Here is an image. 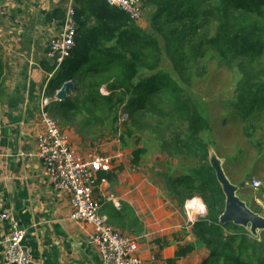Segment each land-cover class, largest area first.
<instances>
[{
  "label": "trees",
  "instance_id": "obj_1",
  "mask_svg": "<svg viewBox=\"0 0 264 264\" xmlns=\"http://www.w3.org/2000/svg\"><path fill=\"white\" fill-rule=\"evenodd\" d=\"M142 2L143 10H152V33L106 0H74L77 31L71 54L59 67L43 64L53 73L46 90L53 100L48 110L63 130L78 123L82 132L91 134L90 127H113L125 114L124 135L136 137L135 167L148 151L140 147L141 132L147 129L161 143L162 152L190 156L195 165L184 174H164V190L179 207L194 197L203 209L206 205V215L193 225V233L209 250L201 264H264V240H251L242 226L220 223L226 197L209 160L205 133L210 122L203 106L195 104L172 73L161 68L166 54L179 81L190 86L193 79L206 75L209 56H216L238 74L235 96L226 106L228 115L243 124L245 135L253 136L254 119L264 116V0ZM92 18L95 23L90 25ZM3 76L0 54V95ZM70 81L75 92L66 101L56 100V93ZM121 142L123 148L130 146L123 137ZM107 174L99 173V181ZM112 207L106 210L109 220L129 227L123 220L126 210ZM191 251L192 247L182 248L169 263Z\"/></svg>",
  "mask_w": 264,
  "mask_h": 264
},
{
  "label": "crops",
  "instance_id": "obj_2",
  "mask_svg": "<svg viewBox=\"0 0 264 264\" xmlns=\"http://www.w3.org/2000/svg\"><path fill=\"white\" fill-rule=\"evenodd\" d=\"M70 3L0 0V54L4 63L0 95V264H4V240L11 231L10 222L1 219L5 212L27 230L24 247L33 264H102L101 255L90 242L93 225L70 218L69 197L54 190L36 156L37 138L43 129L40 102L53 74L45 66L56 64L50 42L63 30ZM94 23L92 18L89 24ZM138 24L145 29V23ZM66 127L70 143H75L78 135ZM115 166L101 178L105 181L94 195L108 220L105 206L126 210L123 220L129 227L109 223L138 239L143 264H170L186 247L192 251L174 264H201L209 250L193 233L194 223L185 207H179L154 182L130 174L126 164L121 169ZM192 203L198 205L196 200Z\"/></svg>",
  "mask_w": 264,
  "mask_h": 264
},
{
  "label": "rangeland",
  "instance_id": "obj_3",
  "mask_svg": "<svg viewBox=\"0 0 264 264\" xmlns=\"http://www.w3.org/2000/svg\"><path fill=\"white\" fill-rule=\"evenodd\" d=\"M151 13V7L145 8L143 10V20L140 22L146 24L145 30L147 33H152L150 27ZM161 68L172 73L175 80L186 88L189 98L195 104L203 106V114L210 122V129L205 133L208 139V147L211 151L210 155L214 154L221 160V165L232 183L247 182L246 186L239 189L237 194L250 209L264 216V116H256L254 129L252 130L255 134L248 137L244 134L243 124L234 122L228 115L226 106L227 102L235 96L238 80L236 71L222 63L216 56L212 57L210 55L206 62V75L196 77L189 86L179 81L173 70L172 62L166 54L164 55ZM74 92H70V96ZM102 92L108 94L105 88L102 89ZM126 117L125 114L121 113L119 122L115 123L113 127L108 125L103 127L100 124H97L96 128L90 127L92 134L86 130L82 132L81 126L75 123V126L71 129L78 137L75 143H71L75 145V148H79H76L78 152L83 154L92 151L101 155L106 153V157L111 161L112 169L113 167L114 169L116 168L115 165L119 166L117 169H121V166L126 164L127 171L130 174L141 178L140 180L147 179L152 181L162 190H164L165 181L163 177L165 173L171 176L182 175L185 169L195 165L190 156L179 158L162 152L161 143L157 140L154 141L156 136L151 134L150 129H147L144 133L141 132L143 140L140 147H145L148 151L140 159V165L138 167L133 166L132 151L136 149V137L124 135L123 121L126 120ZM58 122L62 127L63 124L60 121ZM66 128L69 127L67 126ZM122 137L130 145L129 147L123 148ZM69 141H71V138ZM118 150L123 153L122 156L118 153ZM241 151L244 152V157L240 153ZM238 153H240L239 158L234 159V156ZM225 158H229L231 161L226 162ZM121 163L123 164L119 165ZM254 179L262 182L261 188L254 189L252 187ZM191 200L193 199L188 201ZM108 207L105 206L104 210L109 209ZM249 238L251 240L253 238L264 240V231L259 233L258 237L249 235Z\"/></svg>",
  "mask_w": 264,
  "mask_h": 264
},
{
  "label": "built area",
  "instance_id": "obj_4",
  "mask_svg": "<svg viewBox=\"0 0 264 264\" xmlns=\"http://www.w3.org/2000/svg\"><path fill=\"white\" fill-rule=\"evenodd\" d=\"M106 2L121 9L136 23H140L143 19L142 0H106ZM73 3L74 0H71L66 11L63 30L50 42L57 67L70 56L75 45L77 26ZM1 38L0 30V40ZM55 99L57 100L56 96ZM51 100L43 93L40 102L43 129L38 136L36 156L42 162L43 176L51 182L54 190L63 192L69 197L72 220L93 225L94 231L90 235V242L101 255L102 264H143L138 255V239L113 227L108 217L102 213L101 204L94 195L97 187L105 181V179L99 181V173H107L112 169L110 159L94 151L84 154L78 152L70 143L59 122L48 110ZM261 186L260 180L252 181L254 189H259ZM185 209L191 223H195L199 217L207 213L206 205L203 211L199 210L195 214L188 205ZM1 219L8 220L11 225V231L4 240V264H33L31 254L24 247L27 230L22 228L16 218L8 212L3 213Z\"/></svg>",
  "mask_w": 264,
  "mask_h": 264
},
{
  "label": "water",
  "instance_id": "obj_5",
  "mask_svg": "<svg viewBox=\"0 0 264 264\" xmlns=\"http://www.w3.org/2000/svg\"><path fill=\"white\" fill-rule=\"evenodd\" d=\"M73 91H75L74 83L71 81L67 82L58 91L56 98L58 101H66L70 96L69 93ZM210 153L209 148L210 164L216 171L217 179L226 197L225 210L219 218L220 223H233L242 226L252 236L258 237L259 233L264 231V216L250 209L237 194L239 189L246 186V182L242 181L239 184L232 183L225 173L224 167L221 165V160L214 154L210 155Z\"/></svg>",
  "mask_w": 264,
  "mask_h": 264
},
{
  "label": "bare ground",
  "instance_id": "obj_6",
  "mask_svg": "<svg viewBox=\"0 0 264 264\" xmlns=\"http://www.w3.org/2000/svg\"><path fill=\"white\" fill-rule=\"evenodd\" d=\"M195 200H197V199H193V200H191V202L188 201L187 204H186V205H188V207H190L191 209L194 210V214L196 212H199V210H200V208L202 206V204H201V202L199 200H198V205L194 206V204L192 202L195 201Z\"/></svg>",
  "mask_w": 264,
  "mask_h": 264
},
{
  "label": "clouds",
  "instance_id": "obj_7",
  "mask_svg": "<svg viewBox=\"0 0 264 264\" xmlns=\"http://www.w3.org/2000/svg\"><path fill=\"white\" fill-rule=\"evenodd\" d=\"M200 210L203 211V207L202 206H201Z\"/></svg>",
  "mask_w": 264,
  "mask_h": 264
}]
</instances>
